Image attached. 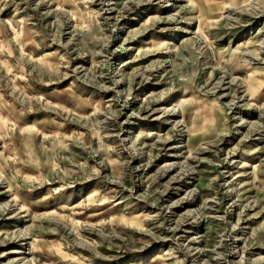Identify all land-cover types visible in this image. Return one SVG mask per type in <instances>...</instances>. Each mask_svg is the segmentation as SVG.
I'll return each instance as SVG.
<instances>
[{"label": "rangeland", "instance_id": "rangeland-1", "mask_svg": "<svg viewBox=\"0 0 264 264\" xmlns=\"http://www.w3.org/2000/svg\"><path fill=\"white\" fill-rule=\"evenodd\" d=\"M261 10L0 0V264H264Z\"/></svg>", "mask_w": 264, "mask_h": 264}, {"label": "bare ground", "instance_id": "bare-ground-1", "mask_svg": "<svg viewBox=\"0 0 264 264\" xmlns=\"http://www.w3.org/2000/svg\"><path fill=\"white\" fill-rule=\"evenodd\" d=\"M109 12H110V11H109ZM263 14H264V11H262V10L259 11V12L252 13V14H251V16H252L251 18H254V20L257 21L258 18H260ZM260 31H261V29L258 30L257 34H258ZM172 113H173V112H171L169 108H165V109L163 110V116H164V118H166V119L169 118V117H171Z\"/></svg>", "mask_w": 264, "mask_h": 264}]
</instances>
